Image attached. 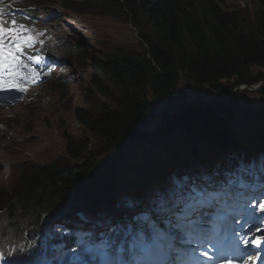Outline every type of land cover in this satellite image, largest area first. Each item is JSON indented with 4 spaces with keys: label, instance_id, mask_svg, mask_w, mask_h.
<instances>
[{
    "label": "trees",
    "instance_id": "obj_1",
    "mask_svg": "<svg viewBox=\"0 0 264 264\" xmlns=\"http://www.w3.org/2000/svg\"><path fill=\"white\" fill-rule=\"evenodd\" d=\"M36 1L21 0L20 6L30 15V5L53 4L51 0ZM58 3L63 10L62 18L73 16L90 26L94 23L92 17L104 19L115 13L137 31L141 51L111 55L83 52L74 57L82 72L90 68L86 92L98 98L92 104L87 103L86 110L74 111L81 136L68 134L63 119L57 122L65 135L59 157L44 164L25 163L13 185H0V257L10 264L18 260L30 264L27 257L20 258L27 254L42 259L43 250L60 257L50 260L51 264H101L104 256L100 247L83 249L70 243L72 235L67 226L77 217L79 221L83 216L89 221L98 219L118 202H115L118 196L124 198L139 169L138 160L156 167V171L162 169L165 159L172 157L167 154L144 161L141 148L137 150L133 141L152 140L153 148H167L166 153L172 152L177 143L187 144V156L199 159L189 170V185L197 182L199 192L204 191L203 183L210 185L206 181L213 179V174L201 178L203 171L210 169L205 157L211 161L215 160L210 158L220 157L208 152L199 155L200 148L225 154L227 160L218 168L219 175L230 174L248 164L264 163V144L262 149L253 146L258 148L255 158L251 155L253 151L238 148H246L238 142L239 135L264 128V99L246 97L241 101L249 91H237L236 97L231 96L236 87L264 82V0H254L253 9L232 7L222 0H58ZM72 47L64 41L45 43L40 51L64 63L70 62L67 58L75 50ZM61 78L57 75L51 83H60ZM182 82L199 91L210 90L213 100L185 101L188 94ZM259 93L264 94V89ZM241 116L247 118V125L237 128L244 121ZM179 123L186 126L179 129ZM127 143L128 150L122 152V159L119 151ZM111 150H117L111 158L96 162L98 156ZM108 160L110 163H106ZM170 173V181L179 179ZM125 176L129 178L121 184ZM166 180H158L156 190L165 191L162 183ZM182 180L180 177L179 181ZM168 185L171 191L172 186ZM118 188L123 193L115 195ZM168 228L175 229V225L157 221L149 231L151 240L166 236ZM113 233L121 243L119 229ZM104 242L101 244L105 248ZM59 245L61 248L57 250ZM136 245L144 248L143 242ZM81 253V259L75 261L74 257Z\"/></svg>",
    "mask_w": 264,
    "mask_h": 264
},
{
    "label": "rangeland",
    "instance_id": "obj_2",
    "mask_svg": "<svg viewBox=\"0 0 264 264\" xmlns=\"http://www.w3.org/2000/svg\"><path fill=\"white\" fill-rule=\"evenodd\" d=\"M53 4L39 5L48 10L42 11L38 16L37 20L32 24H25L28 29L31 30L30 35L34 37V43L32 47L24 50L23 57L21 59V67L18 71L20 77L23 78V82L20 86L25 87L26 90L31 91L32 95L30 97H20V96H8L0 97V185L5 184L6 186L13 185V180L17 177L21 167L27 164H44L51 159L59 157L63 152V129L67 130L68 134L73 136H81V127L78 122L74 119V111L77 109H83L88 106L87 103L93 102L96 97H91L87 94L88 82L87 77L90 68H85L82 72L80 66L75 61L74 57L81 56L83 52L91 53L92 55H111L117 52L125 53H136L141 51L140 43L137 37V31L131 27L128 23L123 21V18L111 14V17H99V19L92 17L94 23L92 26L86 25L77 19L63 20L61 18V13L63 10L59 7L58 0H51ZM79 1V0H75ZM82 1V0H80ZM223 4L231 5L232 7H241L253 9L254 0H222ZM36 2H40L39 0ZM36 5V4H34ZM52 14L53 20L46 21V16ZM11 26V25H10ZM62 41L73 46L75 50L69 53L68 58L70 62H64L61 68L57 60L48 59L46 56L41 55L37 49L40 46H44L45 43L60 44ZM72 47V48H73ZM76 51V55L74 54ZM29 57L40 58L42 63H37L36 60H30ZM42 59V60H41ZM100 58H98L99 60ZM47 68V69H45ZM59 73H63L60 83L56 82L54 85L51 83ZM82 73V74H80ZM55 77V78H54ZM80 79V83H79ZM33 82L35 86L25 85L26 83ZM182 87L185 89L187 99L185 101L191 102L194 99H199L204 103H210L213 100V93L210 90L199 91L195 89L190 83L182 82ZM239 91H249L255 93L246 92L240 99L245 101L246 97L252 99H264V94L259 93L261 89H264V82L257 83L253 86H241ZM260 90V91H259ZM237 92V91H236ZM212 93V94H211ZM225 94L220 96L224 97ZM234 94L232 96L236 97ZM257 96V97H256ZM92 108V107H90ZM255 108V107H254ZM93 110V108H92ZM64 120V128L59 127L57 122L59 119ZM244 120L239 123L237 128H243L247 125V118L245 116L240 117ZM248 133V134H247ZM247 134V135H246ZM7 135L9 137H7ZM84 135V133H83ZM240 138L238 142L240 144L246 145V148L239 146V149H245L247 152L258 151L257 149H262L264 144V128L260 130H246L243 136L239 135ZM182 138V137H180ZM145 139L133 141V145L140 149V154L142 155L144 161H149L155 156H165L170 154V152L163 153L166 149H156L152 148L148 142L145 143ZM146 144L143 146V144ZM126 145H123L119 151V155H122L124 159V154L122 152L127 149ZM252 144V145H251ZM257 145L258 148L254 149L253 146ZM187 144H178L177 147H186ZM207 149V148H206ZM172 150V151H173ZM117 150H111L106 152V154L97 157L96 162L98 163L102 158L103 160L111 158ZM204 152V151H203ZM203 152H199L202 154ZM208 153H213L215 155H220L223 158V162L227 160L225 154H217L213 151H207ZM181 153H178L179 155ZM208 157H211L209 155ZM213 157V156H212ZM191 158V159H190ZM113 159V158H112ZM111 159V160H112ZM111 160L106 161L110 163ZM206 160H209L206 158ZM199 161L197 156H181L174 160L168 162V164H163L162 170L151 169L150 173L153 176L146 175L142 177L144 173L137 174L140 179L138 184H142L143 187L149 185L146 181L155 180L150 185L157 183V176L159 174L165 173L167 176L170 172L178 173H189L191 168L196 166V162ZM174 165L171 167V165ZM220 161L216 162L219 165ZM150 171V170H148ZM161 171V172H160ZM136 175V176H137ZM160 179H164L162 175H159ZM253 183L255 178L251 179ZM142 181V182H141ZM230 185H233L231 182ZM255 187V186H254ZM181 191H186V194H194L189 189H181ZM165 192L171 194L169 189H165ZM165 194H157V196H152L151 193H144L142 195L150 204L158 202V205L166 204L167 211L175 208V211L171 214L170 219L177 222L182 232H185L187 238L185 243H190L189 236L187 235V229L183 225H187L189 222H193L197 227L204 230L201 234L202 237H208L210 241L213 240L212 237V226L210 225L213 221V213H209L212 206L209 202V195H191V197H186L180 191H173L174 199L166 203ZM179 197L186 199V202L192 203L197 200L196 218L184 216V206L182 203L184 201H178ZM164 199V200H162ZM118 200L116 199L115 202ZM141 202V200H140ZM256 202H254L255 204ZM264 203V195L258 200L257 207ZM114 205H112L113 207ZM140 207V209H138ZM143 205H138L134 207V212L130 211L126 204H121L120 210L121 214L117 215V218H122L126 223L131 224V219L135 221L138 216H143L141 221L144 224L145 219H148L146 224H150L148 215V209L142 210ZM1 213V212H0ZM203 214V215H202ZM2 214H0L1 216ZM202 215V216H201ZM252 216V215H250ZM102 219L108 218L107 213L101 215ZM135 218V219H134ZM169 218H165V221H171ZM75 222V221H74ZM73 222V223H74ZM243 225L250 224L247 220L242 222ZM69 228V225L67 226ZM257 226H252L249 230H255ZM76 235L81 238L82 236L89 235L88 238L96 240L100 233H89L85 231H79ZM206 246V245H205ZM187 249V247H186ZM257 263V260L254 264ZM5 264V263H2ZM240 264H246V262H241Z\"/></svg>",
    "mask_w": 264,
    "mask_h": 264
},
{
    "label": "snow or ice",
    "instance_id": "obj_3",
    "mask_svg": "<svg viewBox=\"0 0 264 264\" xmlns=\"http://www.w3.org/2000/svg\"><path fill=\"white\" fill-rule=\"evenodd\" d=\"M6 15L5 10L0 8V92H8L15 90L16 92L23 93L26 91L25 87L20 86L23 82V78L20 77L19 67H21V56L25 49L32 47L34 43V37L30 35L31 30L23 23H18L15 17L10 18ZM30 60H36L39 63L38 58L29 57ZM261 209L264 210V203L261 204ZM190 212L186 209L184 216L187 217ZM187 229V235L190 237L188 242H196L206 244L207 239H200L203 229L197 227L194 222H189L187 225H183ZM245 244L248 241H244ZM254 245L259 247L261 241L254 240ZM143 246L146 248L148 242L144 241ZM99 251L102 254H106V248L101 247ZM201 256L207 257L206 251H200ZM2 258V257H0Z\"/></svg>",
    "mask_w": 264,
    "mask_h": 264
},
{
    "label": "bare ground",
    "instance_id": "obj_4",
    "mask_svg": "<svg viewBox=\"0 0 264 264\" xmlns=\"http://www.w3.org/2000/svg\"><path fill=\"white\" fill-rule=\"evenodd\" d=\"M68 21H70V20H68ZM63 62V61H62ZM62 62L60 63V65L62 66ZM238 90H240V88H238ZM9 94H12V95H16V96H20V97H30L31 95H32V93H31V91H29V90H26L25 92H23V93H19V92H16L15 90H11V91H8V92H0V97H4V96H8ZM0 130H3L1 127H0ZM7 137H9L8 135H7ZM187 147H181V148H178V149H175L174 151H172V152H170V155L172 156L171 158H167V159H165L164 160V163L163 164H168V162H170L171 160H173V159H176V157L177 158H180L182 155L183 156H187ZM204 151V153H207V151H205V150H203L202 148H200V149H198V154H199V152H203ZM178 153H181V154H179V155H177ZM203 154V153H202ZM202 154H199V155H202ZM206 158L207 157H205V160H206ZM210 159H213V158H210ZM139 162H138V164H136V166L137 165H139V167L138 168H141V173H144L143 175H142V177H145L146 175H148L150 172H153V171H151V169H155L156 167H153V166H151V164H148L147 162H141L140 160H138ZM211 161V160H210ZM213 162V161H212ZM174 165V163L172 164V166ZM148 170H150V171H148ZM162 170V169H161ZM161 172V171H160ZM138 173H136V175H137ZM213 174V179L216 181V182H221L227 175H219L217 172H214V173H212ZM159 175H162V174H159ZM159 175H156L157 176V181L158 180H160V178H159ZM163 176V175H162ZM129 177L128 176H125V177H123V179L121 180V184H122V182L124 181V180H126V179H128ZM165 178V177H164ZM183 178V177H182ZM133 179V181L130 183V184H128V186H127V188H126V190H125V192H128V193H131L130 195H132V196H134V194L136 193L135 191L137 190V189H141L142 188V184H138V182H140V181H138L139 179H140V176L138 177V175L134 178H132ZM183 181L185 182V180L183 179ZM142 182V181H141ZM217 186H219L220 187V185H217ZM156 184H154V185H146V186H144V190H143V192L144 193H154V194H161V193H163V194H166V196H168L169 198H173L174 196L172 195L171 196V194H173V192H172V190H174V188L170 191L171 192V194H168V193H165V191L163 190V191H158V190H156ZM194 187H196V183H193V184H191V186H190V188H194ZM121 188H118L115 192H114V194L115 195H117V194H122L123 193V190H120ZM178 190L180 189V186L178 185V188H177ZM184 193V192H183ZM233 194V191H231V193L229 194V195H227V197L228 198H230L231 197V195ZM139 196L140 195H138V194H136V198H139ZM117 200H118V204H119V206H121V204H126L127 205V207H128V209L130 210V211H132V212H134V207L132 206V204H131V201L132 200H130L129 201V204H128V202L125 200V198H121L120 196H118L117 198H116ZM132 208H131V207ZM171 211H170V213L169 214H167V215H164V214H162V213H159V215L157 216V217H155L152 221H150V224H148V226L149 225H151V223H153V222H157V221H162V220H164L165 218H169L170 219V216H171V214L175 211V208H172V209H170ZM135 219V218H134ZM171 221H168V222H173V219H170ZM131 221V223L132 224H134V222H133V219H131L130 220ZM148 221V219H145V221H144V224L146 225V222ZM102 222H105V220H103ZM46 224H48V223H46ZM49 228L51 227V226H48ZM145 229V228H144ZM146 230V229H145ZM146 232L147 233H149L148 232V230H146ZM78 246H84V247H94V245L92 244V243H90V242H82V243H80V244H78ZM61 248V246L59 245V246H57L56 247V249L57 250H59ZM43 252L44 253H47L45 250H43ZM49 256H50V260H59V258L60 257H58L57 255L56 256H54V255H51V254H49ZM23 258H25L26 256L24 255V256H22Z\"/></svg>",
    "mask_w": 264,
    "mask_h": 264
},
{
    "label": "water",
    "instance_id": "obj_5",
    "mask_svg": "<svg viewBox=\"0 0 264 264\" xmlns=\"http://www.w3.org/2000/svg\"><path fill=\"white\" fill-rule=\"evenodd\" d=\"M237 90H238V89H235V90L233 91L232 94L234 95L235 92H236ZM233 95H231V96H233ZM178 105H180V104H178ZM178 105H177L176 107H178ZM177 112H178V111H177ZM172 113H173V112H172ZM178 125H179V129L182 128L183 126H186L184 123H179ZM146 142H148V143L150 144V146H151L152 140H149V141H146ZM146 142H145V143H146ZM145 145H146V144H145ZM151 147H152V146H151ZM152 148H153V147H152ZM163 153H166V151H164ZM75 193H76V192H75Z\"/></svg>",
    "mask_w": 264,
    "mask_h": 264
},
{
    "label": "clouds",
    "instance_id": "obj_6",
    "mask_svg": "<svg viewBox=\"0 0 264 264\" xmlns=\"http://www.w3.org/2000/svg\"><path fill=\"white\" fill-rule=\"evenodd\" d=\"M241 86H243V85H241ZM241 86H239V87H241ZM237 91H239V90H237ZM236 93V92H235ZM233 95V94H232Z\"/></svg>",
    "mask_w": 264,
    "mask_h": 264
}]
</instances>
